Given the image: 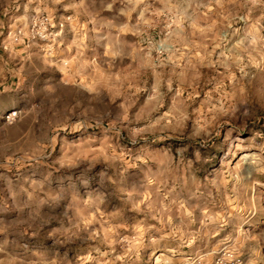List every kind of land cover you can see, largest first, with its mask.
<instances>
[{
    "label": "rangeland",
    "instance_id": "obj_1",
    "mask_svg": "<svg viewBox=\"0 0 264 264\" xmlns=\"http://www.w3.org/2000/svg\"><path fill=\"white\" fill-rule=\"evenodd\" d=\"M0 264H264V0H0Z\"/></svg>",
    "mask_w": 264,
    "mask_h": 264
},
{
    "label": "built area",
    "instance_id": "obj_2",
    "mask_svg": "<svg viewBox=\"0 0 264 264\" xmlns=\"http://www.w3.org/2000/svg\"><path fill=\"white\" fill-rule=\"evenodd\" d=\"M12 114H15V113H13V112H9V113L7 114V118L12 117V116H13Z\"/></svg>",
    "mask_w": 264,
    "mask_h": 264
}]
</instances>
